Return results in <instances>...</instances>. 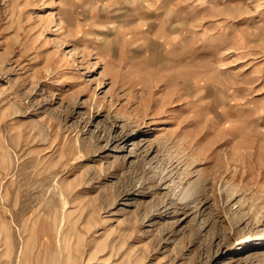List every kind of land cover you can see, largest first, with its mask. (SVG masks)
<instances>
[{
    "label": "rangeland",
    "instance_id": "1",
    "mask_svg": "<svg viewBox=\"0 0 264 264\" xmlns=\"http://www.w3.org/2000/svg\"><path fill=\"white\" fill-rule=\"evenodd\" d=\"M0 264H264V0H0Z\"/></svg>",
    "mask_w": 264,
    "mask_h": 264
}]
</instances>
